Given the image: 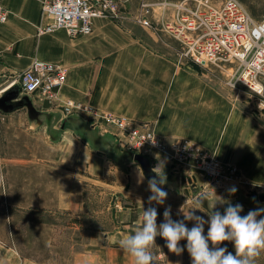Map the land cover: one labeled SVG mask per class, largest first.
Returning a JSON list of instances; mask_svg holds the SVG:
<instances>
[{"label": "crops", "instance_id": "0c3cea01", "mask_svg": "<svg viewBox=\"0 0 264 264\" xmlns=\"http://www.w3.org/2000/svg\"><path fill=\"white\" fill-rule=\"evenodd\" d=\"M182 1L121 0L120 19L97 18L90 34L71 37L65 28L38 33L51 22L43 0H0L10 12L0 25V89L35 60L68 68L55 102L19 93L27 104L2 110L0 264H134L119 241L142 226L143 209L155 207L159 225L167 208L174 221L189 211L208 221L228 206L220 198L242 205L241 213L264 208V199L244 187L203 190L201 175L187 176L165 154L147 157V171L118 148L116 126L101 133L91 125L107 115L147 124L168 141L199 143L225 165L236 164L251 183H264V107L242 91L219 87L200 65L180 62L177 48L160 34L174 19L173 4ZM145 4L154 27L137 20ZM67 100L82 105L77 115L63 112ZM160 161L168 195L164 204H150L148 181ZM202 194L203 209H193ZM184 222L189 229L195 223ZM186 244L179 242L184 251L177 256L157 236L150 251L156 264H189ZM37 245L51 246L49 256L29 253L27 246Z\"/></svg>", "mask_w": 264, "mask_h": 264}, {"label": "built area", "instance_id": "2783aa9c", "mask_svg": "<svg viewBox=\"0 0 264 264\" xmlns=\"http://www.w3.org/2000/svg\"><path fill=\"white\" fill-rule=\"evenodd\" d=\"M174 6V19L162 30L182 44L179 61L205 67L234 63L236 70L230 85L247 88L264 107V19L254 20L239 0H183ZM149 10L145 5L137 20L146 27H154L147 18ZM42 13L51 22L39 27V34L65 28L71 37H76L90 34L97 18L120 19L121 0H43ZM9 14L0 2V25L8 21ZM67 74L66 67L35 60L12 83L0 89V95L16 86L22 95L55 102ZM81 107L80 103L67 100L62 109L67 116H72L77 115ZM5 119L6 114L0 109V130ZM109 124L120 131L117 142L123 149L146 157H151L154 152L165 153L182 168L199 173L206 180L207 188L225 189L231 182L242 181L236 165H223L214 154L193 140L176 138L168 141L147 124H135L111 115L92 118L93 128L100 131H105V125ZM154 138L155 146L148 140ZM262 188L264 190V183Z\"/></svg>", "mask_w": 264, "mask_h": 264}, {"label": "clouds", "instance_id": "9594fccd", "mask_svg": "<svg viewBox=\"0 0 264 264\" xmlns=\"http://www.w3.org/2000/svg\"><path fill=\"white\" fill-rule=\"evenodd\" d=\"M151 140L155 146V138ZM152 171L155 177L149 179L148 187L152 195L149 196V203L164 204L168 193L161 187L166 184L164 174V162L160 161ZM158 177V179L156 178ZM230 193L234 194L237 189L232 187ZM207 201L203 194L195 201L197 207L203 209ZM220 203H227L224 213L212 211L210 219L206 221L203 217L195 215L193 211L184 213V220L174 221L171 218L170 208L164 211V222L157 224L158 212L155 207L143 209L142 226L134 234L128 235L119 241L120 247L134 258V264H156L155 256L150 248L155 245L157 236L166 241L168 250L179 256L183 253L184 247L179 246L181 240H186V248L192 264H254V260L264 251V208L250 210L247 215H240L243 206L232 205L231 202L218 200ZM215 205H212L214 208ZM258 217H262L258 219ZM184 221H194L190 229ZM208 224L207 235L204 234V225ZM225 241L232 242L235 248V255L226 247H220ZM209 243L212 247L210 248Z\"/></svg>", "mask_w": 264, "mask_h": 264}, {"label": "rangeland", "instance_id": "374dc122", "mask_svg": "<svg viewBox=\"0 0 264 264\" xmlns=\"http://www.w3.org/2000/svg\"><path fill=\"white\" fill-rule=\"evenodd\" d=\"M239 1L247 8L249 14L251 15V17L254 20L260 21V20L264 19V0H239ZM145 5H147V4H145ZM144 6H143L142 10L137 14V17L139 16V14L141 15L143 13ZM190 6L194 7V5L192 3L190 4ZM148 7H150V6H148ZM149 11L150 12L147 15L148 19H149L150 14H151V10H149ZM160 34L170 44V46L177 48V50H178L177 58L179 59L180 58V54L183 51V47L180 44V42L177 39L170 37L169 34H167L166 32H160ZM199 68L202 69V71L204 73H206L207 77L212 78L213 81L219 87L223 88L227 92H229V93H231L233 95H236L237 91H239V92L242 91L241 94L252 96V94L250 93V91L247 88H245V87H243L241 85H237V87H232L230 85V80L232 78L233 72L236 70V67H235L234 63L222 62V63H218V64H210L208 67L199 66ZM91 125H92V121H91ZM99 132L102 133V131H99ZM117 146H118L119 149H122L124 151H128L127 149H123L118 144V142H117ZM202 148L205 149L204 147H202ZM158 154H161V155L163 154L164 155L165 153L154 152L152 156H155V155L157 156ZM164 156H166V159L170 160L172 162V164L177 169H179L183 173L187 174V176H190L191 174H193L192 170H189L188 168L187 169L185 168L186 169L185 170L179 164L175 163L171 158H169L167 156V154H165ZM220 162L223 165H225L221 160H220ZM238 170H239V174L241 176V180L242 181L231 182V184L228 185V187H230V186H236L237 188L244 187L245 191H246V194H248V196H250V197L252 196V198L255 199V200H258L259 198L264 197V190L262 188L263 183L262 184H253V183H251L250 180L243 175V173L240 171L239 167H238ZM204 185L205 186L203 187V190L208 191L206 189H210V188H207V186H206L207 182H205ZM211 189H213V190H224V189H217L216 187H211ZM196 214L197 215L199 214L198 211H196ZM240 215L243 216V215H247V214L243 212V213H240ZM208 227L209 226L204 225V234L205 235H207ZM42 238H48V235L42 236L41 239ZM209 246H210V248L212 247L211 243H209ZM220 247H226L229 252H231L233 255H235V248H234V245H233L232 242L225 241L223 244L220 245ZM27 248L29 249V253H35L36 252V253H39V255H42V256H49V251H50L51 246H48V245H37V246H27ZM65 249H66L65 247H57L55 250L64 251ZM58 264H62V263L59 262ZM63 264H65V263H63ZM254 264H264V251H261L260 255L255 258Z\"/></svg>", "mask_w": 264, "mask_h": 264}, {"label": "water", "instance_id": "95a60500", "mask_svg": "<svg viewBox=\"0 0 264 264\" xmlns=\"http://www.w3.org/2000/svg\"><path fill=\"white\" fill-rule=\"evenodd\" d=\"M27 104L26 98L19 97V91L16 88H12L7 90L1 97H0V109L4 111H10L15 109L16 107H22ZM135 158L140 161L144 168L148 171L149 163L148 158L143 155L135 154ZM264 199V197H262Z\"/></svg>", "mask_w": 264, "mask_h": 264}, {"label": "bare ground", "instance_id": "6f19581e", "mask_svg": "<svg viewBox=\"0 0 264 264\" xmlns=\"http://www.w3.org/2000/svg\"><path fill=\"white\" fill-rule=\"evenodd\" d=\"M175 4H177V3H175ZM173 6H174V4H173ZM175 7V6H174ZM181 44V43H180ZM182 45V44H181ZM234 73V72H233ZM68 75V74H67ZM67 80V79H66ZM65 84V83H64ZM62 88V87H61ZM187 169V168H186ZM185 169V170H186ZM194 174H199V173H196V172H194V171H192ZM200 175V174H199Z\"/></svg>", "mask_w": 264, "mask_h": 264}, {"label": "trees", "instance_id": "16d2710c", "mask_svg": "<svg viewBox=\"0 0 264 264\" xmlns=\"http://www.w3.org/2000/svg\"><path fill=\"white\" fill-rule=\"evenodd\" d=\"M197 65V64H196Z\"/></svg>", "mask_w": 264, "mask_h": 264}]
</instances>
